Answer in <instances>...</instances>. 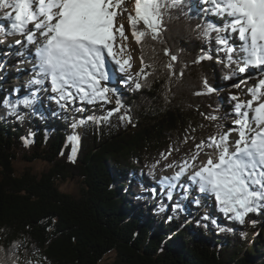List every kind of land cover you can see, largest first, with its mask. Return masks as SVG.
Masks as SVG:
<instances>
[{
  "label": "trees",
  "instance_id": "16d2710c",
  "mask_svg": "<svg viewBox=\"0 0 264 264\" xmlns=\"http://www.w3.org/2000/svg\"><path fill=\"white\" fill-rule=\"evenodd\" d=\"M196 1L186 0L183 11L188 16L173 10L174 18L167 23L163 45L149 40L144 58L146 62L151 60L154 46L158 69L157 75L149 78V84L134 91L119 85L131 123L119 119L122 109L107 122L89 121L80 126L74 162L69 159L73 143L68 138L67 111L59 108L60 113L46 125L44 119L35 124L28 116H37L41 108L45 111L42 100L37 99L33 109L19 106L20 113L28 111L23 120L8 115L7 109L0 106V245L7 248L13 241H26L27 253L24 248L19 249L20 264L34 259L36 249L43 264H264V221L253 229L254 237L247 245V238L241 235L243 224L233 220L229 227L232 231L223 235L211 223V219L224 221L223 212L219 211L218 216L210 214L209 220L202 219L203 213L192 214V209L199 207L192 203L195 197L183 201L184 211L176 212L173 205L181 193L172 200L167 199L166 190L155 201L143 198L151 195L144 179H155V171L154 175H148L149 166L160 160V153L166 152L174 141L183 139L190 125L196 128L192 135L198 143L200 137L216 131V124L227 121L225 113L230 110L224 102L232 105L229 94L223 97L218 88L237 78L225 80L227 69L217 63L216 57L199 65L189 63L183 78L173 79L170 84L160 67L168 59L163 55L165 46L180 57L177 72L182 63L195 59L201 49L207 52L208 44L196 39L188 29L189 25L194 27L201 22L195 11H189ZM211 44L216 47L214 40ZM138 49L140 57L139 46ZM204 77L217 92L196 96L193 93L200 90ZM1 83L2 80L0 101L10 93L15 100L14 88L5 92ZM110 105V109L114 108L115 101ZM213 109L219 120L208 121L201 116ZM87 116L90 115L80 119ZM25 120L32 124L26 134ZM23 138L31 143L25 146ZM190 144L192 141L182 146L180 152H174L178 154L176 160L191 149ZM35 160L45 161L49 166L37 174L30 169L18 172L13 165L15 161ZM161 163L162 160L156 167H161ZM67 177L80 183L75 194L59 187V181ZM139 196L142 198L137 200ZM161 200H168L169 204L156 221L155 205ZM111 252L113 259L104 263Z\"/></svg>",
  "mask_w": 264,
  "mask_h": 264
},
{
  "label": "snow or ice",
  "instance_id": "6c2138e0",
  "mask_svg": "<svg viewBox=\"0 0 264 264\" xmlns=\"http://www.w3.org/2000/svg\"><path fill=\"white\" fill-rule=\"evenodd\" d=\"M126 3L127 0H0V45L5 44L9 36L22 37L8 43V51L0 55L8 57L19 46L16 55L31 63L33 73L27 82L32 90L15 100L10 93L0 101V106L7 109L8 115L23 120L25 116L19 112V106L33 109L41 92L50 93L48 99L65 111L77 100L83 105L104 107L115 96L116 106L103 116H87L73 122L71 127L75 129L89 121L107 122L122 109L119 119L131 123L132 117L124 108L118 85L134 91L149 84V78L158 72L154 46L151 60L146 62L144 58L149 40L163 45L167 23L174 18L173 10H180L185 16L188 13L183 11L186 0H133L131 8L125 7ZM189 11H195L201 20L194 27L189 25V32L208 44V51L201 49L195 59L182 63L177 72L179 55L163 47V55L168 59L160 67L166 72L168 83L183 78L189 63L199 65L211 60L213 40L217 63L227 69L224 79L246 74L231 87L240 88L252 80L255 83L245 93L250 98L241 99L239 93L229 94L232 106L225 116L235 117L231 126L218 123L216 131L197 143L192 135L196 128L190 125L183 139L170 144L166 152L160 153V160L149 166L148 175H154L161 160H167L192 141L191 149L179 160L164 165V169H175L173 174L162 176L158 181L161 190H166L168 200L173 199L177 188L181 190L173 211H184L181 201L187 200L195 190L198 195L192 203L200 206L203 200L214 197L216 206L226 217L244 224L248 214L264 209V0H198ZM3 21L9 23L5 25ZM130 41L140 47L139 68L135 71ZM2 68L3 62H0ZM17 71L28 69L17 68ZM216 92L217 88L204 77L200 90L193 94L210 96ZM85 110L84 107L75 109ZM215 111L202 112L201 116L217 121L220 117ZM23 139L25 146L31 143ZM69 140L75 152L79 135L74 133ZM69 159L74 162L73 156ZM184 177L187 179L182 181ZM202 219L209 220V214L205 213ZM211 223L217 225L215 219H211ZM217 227L220 231H232ZM21 248L27 253L26 241H13L7 248L0 245V264H20ZM32 255L35 258L26 259L24 264H43L38 249Z\"/></svg>",
  "mask_w": 264,
  "mask_h": 264
},
{
  "label": "rangeland",
  "instance_id": "374dc122",
  "mask_svg": "<svg viewBox=\"0 0 264 264\" xmlns=\"http://www.w3.org/2000/svg\"><path fill=\"white\" fill-rule=\"evenodd\" d=\"M196 3H198V1H196ZM132 4H133V0H127L125 7L131 8ZM210 19H215V18L210 17ZM125 25H126V20H125ZM126 27H127V25H126ZM17 38L18 37H16V36L9 37L6 40L5 44L0 45V52H7L8 51L7 44L14 42ZM130 43L132 45V48L134 49L132 54H133V71H135L136 69L139 68V63H140L139 55H138L139 49H138V46L135 45L134 41H130ZM208 47H209V45L206 48L207 51H208ZM19 50H20L19 46H17L14 50H12V54L10 56L4 57L3 55H0V59H2V62H3V68L0 69V80L3 81V83H1L2 87L4 88L5 92L11 91L13 88H14V90L19 89V91L14 94L16 97H18V96L22 97L23 95H25L26 93H28L32 90V88H30L28 86V83H27L28 80L31 79V76L28 74V73H30V72H28L29 70L28 71H22V72L17 71V68L27 69L28 65H29L28 62L26 60H24L23 57L16 55V52H18ZM210 54L212 55V57H217V55H218L215 52V48H213V47H212V52ZM219 55L221 57H223V53H220ZM21 60H24V62L20 63ZM244 75H246V74H241L240 77H237V79L233 80L229 84L221 86L220 88H218L220 93H222V96L224 97L225 94L228 95L230 93H234V94L239 93L241 99L250 98V97H247L245 95V93L247 91V88L251 87L254 84V80L248 81L247 84H242L240 88L231 87L232 84L238 83L239 80L243 79ZM49 94L50 93L46 94L44 92H41L38 94V99L42 100V106H44L46 108L45 111L42 108L39 109V112L36 114L37 116H35V117H33L32 115H28V111H24V115L25 116L28 115L30 117V120L32 122H34L35 124L39 123V121L41 119H44V123L46 125H48L50 123V121L54 120L55 116L58 113H60V111H59L60 107L55 102L50 101L48 99ZM115 99H116L115 96H113L112 102H114ZM110 104L104 105V107H100V105L97 104L95 107H93L92 105H83L79 100H77L74 104L69 105L68 109L66 110L70 115L68 138L71 135H73L74 133L80 135L81 127H77L75 129H73L71 127V124L73 122L79 120L83 115H94L95 116V115H99V114H104L108 109H110V107H111ZM224 105L227 108L229 107V110H231L232 105L228 104L227 102H224ZM81 107H84L86 110L83 112L75 111V109H79ZM42 115H43V117H42ZM234 118H235L234 116H228L227 121L223 122V124L231 126V121ZM31 126H32L31 122H26V120H25V122L23 124L24 134H26V132H29V130L31 129ZM225 130H227V129H225ZM233 137H235V133H233ZM200 139H201V137H200ZM190 146L192 147V144H190ZM75 155H76V151L73 152L72 156H75ZM177 156H178L177 153H173L171 156L168 157L167 160H162L161 166L164 168L165 164L171 163L173 160H176ZM202 159H203V157H202ZM13 165H14V168L16 169V171H18V172L23 170V169H30L33 173H37V174H39L43 169H46L49 166V164L47 162L41 161V160H35L32 162L15 161ZM158 170L159 169L157 167L154 169L155 174L157 175L154 180L151 181V180L144 179L145 183L147 184V186L149 188V192L151 193V195H146L143 198H149V199L152 198L155 201V199L158 197V195L165 191V190H161V185L158 183V181L160 180V178L162 176H171L175 169L169 168V169H164V171H161V170L158 171ZM186 179L187 178L184 177V178H182V181L186 180ZM79 186H80V183L75 178L67 177L64 180L61 179L59 181L60 189L66 193L75 194L78 191ZM134 188H135V185L131 186L132 192H134ZM135 192L137 193L136 190H135ZM179 193H181V190L179 188H177L174 191L173 198L176 197ZM152 194H154V198H153ZM197 195H198V193L194 190L189 195L188 198H190V197L196 198ZM141 198L142 197L139 196V197H137V200H139ZM142 203L144 204L143 201H142ZM182 203H183V201H181V204ZM152 204H154V202L151 203V205ZM168 204H169L168 200H161L158 204L155 205L156 211H155L153 217L156 221L159 220V218H161L163 216V214L165 213L164 210L168 206ZM142 206H145V205H142ZM161 208H163L164 210L161 211L160 210ZM219 211L220 210L217 208V206L214 202V198L212 197L210 199L203 200L202 204L199 207L193 208L192 214H197L198 212H200L203 214L208 213L209 215L211 214V215L218 216ZM148 214L151 215V212H148ZM180 220H181V216H180ZM253 220L256 221L255 224L252 223ZM263 221H264V212H261V211L257 214V216H253L252 213H250L246 216L245 222L242 225V232L245 233L244 236L247 238V243H246L247 245L251 244L252 238L254 237V233L252 232L253 229L257 228V225L261 224V222H263ZM154 224L156 225V223H154ZM232 224H233V220L229 219L228 217H226L224 221L223 220L221 221V219H219V218L217 219V225H219V227L227 229L230 227V225L232 227ZM217 225H216V228L219 230ZM221 232L224 235L228 231H221ZM262 250L264 251V247H262ZM113 257H114V252H111L108 255H106L103 262L108 263L113 259Z\"/></svg>",
  "mask_w": 264,
  "mask_h": 264
},
{
  "label": "bare ground",
  "instance_id": "6f19581e",
  "mask_svg": "<svg viewBox=\"0 0 264 264\" xmlns=\"http://www.w3.org/2000/svg\"><path fill=\"white\" fill-rule=\"evenodd\" d=\"M28 64H29V65H28V68H27V69L29 70L28 72H30V69H31V63L28 62ZM25 68H26V67H25ZM28 74H29V73H28ZM13 80H14V79H13ZM9 81H10V80H9ZM5 82H6V81H5ZM19 82H20V81H19ZM143 202L145 203V200H143Z\"/></svg>",
  "mask_w": 264,
  "mask_h": 264
}]
</instances>
